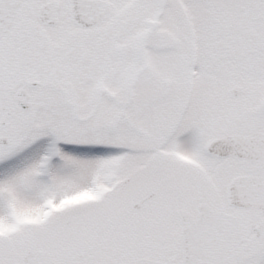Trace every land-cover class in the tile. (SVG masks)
<instances>
[{"label":"snow or ice","instance_id":"1","mask_svg":"<svg viewBox=\"0 0 264 264\" xmlns=\"http://www.w3.org/2000/svg\"><path fill=\"white\" fill-rule=\"evenodd\" d=\"M0 264H264V0H0Z\"/></svg>","mask_w":264,"mask_h":264}]
</instances>
